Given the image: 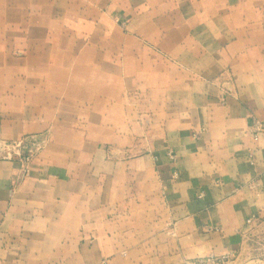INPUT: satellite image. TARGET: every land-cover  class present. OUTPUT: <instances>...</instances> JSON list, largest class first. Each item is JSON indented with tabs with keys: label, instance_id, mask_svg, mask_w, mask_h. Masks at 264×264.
I'll return each mask as SVG.
<instances>
[{
	"label": "crops",
	"instance_id": "crops-1",
	"mask_svg": "<svg viewBox=\"0 0 264 264\" xmlns=\"http://www.w3.org/2000/svg\"><path fill=\"white\" fill-rule=\"evenodd\" d=\"M251 116L264 0H0V141L46 137L0 155V264L230 255L264 215Z\"/></svg>",
	"mask_w": 264,
	"mask_h": 264
},
{
	"label": "rangeland",
	"instance_id": "rangeland-1",
	"mask_svg": "<svg viewBox=\"0 0 264 264\" xmlns=\"http://www.w3.org/2000/svg\"><path fill=\"white\" fill-rule=\"evenodd\" d=\"M185 264H264V215L244 226L239 245L230 255Z\"/></svg>",
	"mask_w": 264,
	"mask_h": 264
},
{
	"label": "built area",
	"instance_id": "built-area-1",
	"mask_svg": "<svg viewBox=\"0 0 264 264\" xmlns=\"http://www.w3.org/2000/svg\"><path fill=\"white\" fill-rule=\"evenodd\" d=\"M221 102H224V98H221ZM249 132L253 140H257L260 133H264V120H261L255 116L250 117ZM46 143V137L42 135H29L22 140L12 143L0 141V150L2 151L1 157L7 159H16L24 166L35 157ZM171 160H174V155L168 153ZM256 219L255 215H251L246 219V224L252 223ZM213 230H218L214 227ZM211 258V257H209ZM207 258V259H209Z\"/></svg>",
	"mask_w": 264,
	"mask_h": 264
}]
</instances>
